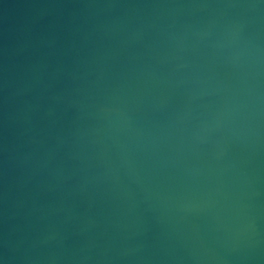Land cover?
I'll list each match as a JSON object with an SVG mask.
<instances>
[{
  "label": "water",
  "instance_id": "water-1",
  "mask_svg": "<svg viewBox=\"0 0 264 264\" xmlns=\"http://www.w3.org/2000/svg\"><path fill=\"white\" fill-rule=\"evenodd\" d=\"M0 264H264V0H0Z\"/></svg>",
  "mask_w": 264,
  "mask_h": 264
}]
</instances>
